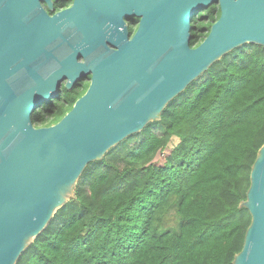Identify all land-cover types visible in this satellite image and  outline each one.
Instances as JSON below:
<instances>
[{
  "label": "water",
  "instance_id": "water-1",
  "mask_svg": "<svg viewBox=\"0 0 264 264\" xmlns=\"http://www.w3.org/2000/svg\"><path fill=\"white\" fill-rule=\"evenodd\" d=\"M0 0V264H16L55 211L74 197L85 166L160 117L167 104L223 55L264 47V0ZM217 4L197 46L191 20ZM140 16L132 40H104L111 12ZM120 32L117 37H124ZM89 85L55 124L31 114L82 78ZM240 207L251 221L233 264H264V144Z\"/></svg>",
  "mask_w": 264,
  "mask_h": 264
},
{
  "label": "trees",
  "instance_id": "trees-1",
  "mask_svg": "<svg viewBox=\"0 0 264 264\" xmlns=\"http://www.w3.org/2000/svg\"><path fill=\"white\" fill-rule=\"evenodd\" d=\"M203 13L209 20L199 28ZM219 16L217 4L193 16L192 46ZM88 84H62L32 112L33 125L58 122ZM155 125L162 136L150 130ZM140 136L85 166L74 197L16 264H233L251 221L239 204L264 144V47L246 43L224 55ZM172 140L178 141L157 163Z\"/></svg>",
  "mask_w": 264,
  "mask_h": 264
},
{
  "label": "flooded vegetation",
  "instance_id": "flooded-vegetation-1",
  "mask_svg": "<svg viewBox=\"0 0 264 264\" xmlns=\"http://www.w3.org/2000/svg\"><path fill=\"white\" fill-rule=\"evenodd\" d=\"M52 3H53V9L50 11L48 7L46 6V4L44 2H41L42 6L48 11L50 15L54 14L55 12L66 9L68 7L69 8L72 7L74 0H52ZM208 20L209 18H208L207 13H203L201 15L200 21L204 22ZM139 24H140V16H137L134 13L124 12V11L108 13V15H106L104 19L103 29L106 30L108 33L112 32L114 36L105 37L104 40H132L136 33V30L139 27ZM209 31L206 32L205 36H202L203 37L202 39H201L200 31H198L199 39L204 40V38L208 35ZM120 32L124 33L125 36L117 37L119 36ZM204 32L205 31H203V33ZM82 79L83 80L87 79V81H90V76H87ZM77 83H79V81ZM77 83H75L74 85H76Z\"/></svg>",
  "mask_w": 264,
  "mask_h": 264
},
{
  "label": "rangeland",
  "instance_id": "rangeland-1",
  "mask_svg": "<svg viewBox=\"0 0 264 264\" xmlns=\"http://www.w3.org/2000/svg\"><path fill=\"white\" fill-rule=\"evenodd\" d=\"M205 9V8H204ZM204 9H200V10H198V12L200 13L201 11H203ZM198 12H197V14H198ZM195 17H197V16H195ZM201 15H200V17L198 18V21H197V23H198V27L200 28V24L202 23L201 21ZM226 55H227V53H226ZM222 57H224V55L222 56ZM222 57L219 59V60H221L222 59ZM218 61V60H217ZM216 61V62H217ZM207 71H204L203 73H201L195 80H197V79H201L204 75H205V73H206ZM85 80H87V79H85ZM195 80H193L192 82H194ZM191 82V83H192ZM190 83V84H191ZM62 84H64V81L61 83V86H62ZM189 84V85H190ZM176 98V97H175ZM160 120V117L158 118V119H156V120H153V121H150V122H148L147 124H149V123H151V122H158ZM146 124V125H147ZM145 128V127H144ZM144 128L141 130V131H139V132H136V133H134V134H131V135H129V136H127L126 138H124L123 140H121L120 142H122V141H124V140H127V139H130V138H134L131 142H130V145H132L133 143H135L137 140H138V138H140L141 136H140V134H142L143 133V131H144ZM150 130L151 131H153V132H155L157 135H159V136H162L163 135V129L161 128V127H158V126H152L151 128H150ZM177 141L178 140H172V141H170L169 142V144H168V147L166 148V150H164V153H161V154H159L158 156H156L155 157V161L157 162V163H161L164 159H163V157H165L167 154H168V152H169V150L172 148V146H174L175 145V143H177ZM120 142H118L117 144H115L114 146H112L111 148H109L105 153H104V155L102 156V158L107 154V152L110 150V149H112L113 147H115V146H117ZM174 150H175V153H177L179 150L176 148V147H174L173 148ZM166 151V152H165ZM171 156V153H169V156L168 157H170ZM101 158V159H102ZM174 162L175 163H177V160L176 159H174Z\"/></svg>",
  "mask_w": 264,
  "mask_h": 264
}]
</instances>
